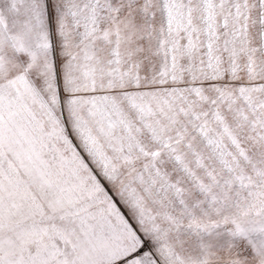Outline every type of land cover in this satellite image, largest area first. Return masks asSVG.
Listing matches in <instances>:
<instances>
[{
	"label": "snow or ice",
	"instance_id": "obj_1",
	"mask_svg": "<svg viewBox=\"0 0 264 264\" xmlns=\"http://www.w3.org/2000/svg\"><path fill=\"white\" fill-rule=\"evenodd\" d=\"M0 264H264V0H0Z\"/></svg>",
	"mask_w": 264,
	"mask_h": 264
}]
</instances>
